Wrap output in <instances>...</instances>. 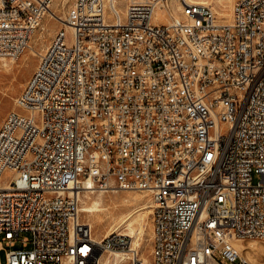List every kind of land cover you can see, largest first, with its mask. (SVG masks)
<instances>
[{
  "label": "built area",
  "instance_id": "2783aa9c",
  "mask_svg": "<svg viewBox=\"0 0 264 264\" xmlns=\"http://www.w3.org/2000/svg\"><path fill=\"white\" fill-rule=\"evenodd\" d=\"M174 1L75 0L39 54L0 128L5 264H264V0H236L227 24L180 0L157 25ZM54 2L0 0V57ZM88 181L150 196L148 261L131 236L93 238Z\"/></svg>",
  "mask_w": 264,
  "mask_h": 264
},
{
  "label": "rangeland",
  "instance_id": "374dc122",
  "mask_svg": "<svg viewBox=\"0 0 264 264\" xmlns=\"http://www.w3.org/2000/svg\"><path fill=\"white\" fill-rule=\"evenodd\" d=\"M74 1L75 0H55L52 6V11L57 12V14L60 17L65 16L66 18L68 10L71 7V5L74 3ZM206 1L207 0H205V2ZM219 1L228 2L229 0H219ZM217 2H218L217 0H208L206 2V5L211 6L217 18H219L222 8L218 5ZM235 2L236 0H230L227 4V10L230 11L231 9H233ZM178 3H180V0L174 1L173 13L174 12L178 13L176 11V6L178 5ZM166 15H169V13L164 12L162 15L159 16L157 20H155L157 25L163 24V21L165 20ZM43 24L45 25V29L42 31H41V28L38 29L34 33L32 40L30 42L35 52L32 53V51H30V48L28 47L25 50V52L21 56H19V58L15 59L14 62H11L12 60H9V58H8L9 61L0 60V128L2 126L3 120L10 112L19 110L18 99L20 98L22 94H26V85L38 65L39 54L49 45L56 31L62 27V24L58 22V20L53 18L52 16H48L44 20ZM41 33H43V37L40 38ZM36 39L38 40L34 42V40ZM125 192L126 191L104 193L102 197L104 199L111 200V198L114 197L115 195H122V193H125ZM131 193L138 195L144 200L149 199L151 200V203H152V199L147 193H144L141 191H131ZM98 194L99 192H96L95 194H93V196H97ZM83 195L84 193L81 194L80 199L83 198ZM138 206L139 204L134 205L133 207L126 208L123 211H127L128 209L135 210V209H138ZM118 209L119 210H115L114 205L110 202L108 203V206L105 211L106 216L104 218V222L101 225H95V227L92 230L93 237H96L97 239H101L102 237H104V233L107 231V229L117 224V221L114 222L110 219L113 218L114 215H118L122 208H118ZM150 210H152V204L149 210L145 211L146 212L145 214H147V217H146L147 226L145 227L146 245H143L141 247L142 251L147 256L148 255L150 256V248H151L150 246H151V239H152V231H151L152 214H150ZM81 220L87 223V220L84 217H81ZM6 252H7V248H3L0 251V263L1 264L6 263ZM110 255L111 254H109V256ZM109 256L106 255L105 260L107 257L109 258Z\"/></svg>",
  "mask_w": 264,
  "mask_h": 264
},
{
  "label": "bare ground",
  "instance_id": "6f19581e",
  "mask_svg": "<svg viewBox=\"0 0 264 264\" xmlns=\"http://www.w3.org/2000/svg\"><path fill=\"white\" fill-rule=\"evenodd\" d=\"M185 1L188 3L206 4L208 0L206 2L205 0H185ZM217 1H218L217 2L218 5L222 8L221 14L219 18H217V21L223 24L231 23L233 9H231L230 11L227 10V4L230 0L228 2L219 1V0ZM181 10H182V4L178 3V5L176 6V11L178 13L174 12L173 14L166 15L165 21H169L172 17L178 19L180 17L179 12ZM156 13L157 14H156L155 20H157L159 16L164 13V10H158ZM50 16L57 19L58 22L60 23H62L63 20H65V16L60 17L57 14V12L52 11V10H51ZM67 28L68 30L71 29L69 26ZM44 29H45V25L42 24L41 31ZM41 37H43V33L40 34V38ZM37 40L38 39L34 40V42ZM29 48H30V51H32V53L35 52L33 50L31 43L29 44ZM0 60L7 61L8 58L0 57ZM9 60H12L11 62L15 61V59H10V58ZM84 188H85V190L83 191L84 195H83V198L81 199V217H84L87 220V224L91 226L92 230L95 227V225L103 224L104 218L106 216L105 211L108 206V203L110 202L114 205L115 210H119L118 208H122V209L120 210V213L118 215H114L113 218L110 219L114 222L117 221V224L107 229V231L104 233V236H109L115 232H121L133 238L132 242H133L134 247L141 248L143 245H146L145 227L147 226V222H146L147 214H145L146 213L145 211L149 210V208L151 207V204H152L151 200L149 199L144 200L138 195L131 193V191H126L127 193L126 192L122 193V195H115L114 197L111 198V200L104 199L102 197L104 194L103 192H99L97 196H93V194H95L96 191L92 190L94 187L91 181L86 182ZM115 192H119V191H115ZM137 204H139L138 209H135V210L128 209L127 211H123L124 209L133 207L134 205H137ZM150 214H152V210H150ZM151 231H152V227H151ZM93 238L97 239L96 237H93ZM253 244H255L254 248H257L261 256L263 257L264 251H262L260 243H253ZM239 245L240 243H238V246ZM148 256L143 252V258L146 261L149 260ZM120 257H122V254H119L117 252L111 253L109 258L107 257L108 259L106 258V260L104 261V264H119L118 260ZM110 258L111 260L113 259L112 260L113 262L110 260Z\"/></svg>",
  "mask_w": 264,
  "mask_h": 264
}]
</instances>
